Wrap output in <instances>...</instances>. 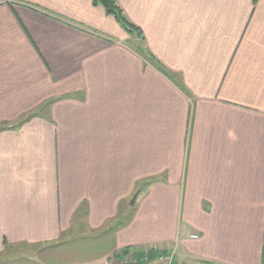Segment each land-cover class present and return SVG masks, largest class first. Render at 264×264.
Returning a JSON list of instances; mask_svg holds the SVG:
<instances>
[{
  "label": "crops",
  "instance_id": "crops-1",
  "mask_svg": "<svg viewBox=\"0 0 264 264\" xmlns=\"http://www.w3.org/2000/svg\"><path fill=\"white\" fill-rule=\"evenodd\" d=\"M116 3L142 50L92 0H0V264L79 230L112 233L83 264H260L264 0Z\"/></svg>",
  "mask_w": 264,
  "mask_h": 264
},
{
  "label": "rangeland",
  "instance_id": "rangeland-1",
  "mask_svg": "<svg viewBox=\"0 0 264 264\" xmlns=\"http://www.w3.org/2000/svg\"><path fill=\"white\" fill-rule=\"evenodd\" d=\"M135 39L136 44L141 47L140 38L137 37ZM111 242V232L106 234L94 232L92 236H88L85 230L71 231L66 236L61 237L58 242L35 246L18 245L5 251L2 256L6 257V263L83 264L106 253L112 246ZM103 264H112V262L105 259ZM152 264H169V261L163 259Z\"/></svg>",
  "mask_w": 264,
  "mask_h": 264
},
{
  "label": "trees",
  "instance_id": "trees-1",
  "mask_svg": "<svg viewBox=\"0 0 264 264\" xmlns=\"http://www.w3.org/2000/svg\"><path fill=\"white\" fill-rule=\"evenodd\" d=\"M93 6L102 7L108 15H111L122 29L133 37H139L142 42V34L138 28L129 23L124 16L122 10L116 3V0H92ZM142 47V46H141ZM139 50L143 48L138 47ZM137 49V50H138ZM121 223H118L119 225ZM168 252L165 250H158L155 248L141 249L125 247L121 250L113 252L108 256L112 264H152L158 260L167 258ZM170 264H176L170 262ZM260 264H264V228H263V245L261 251Z\"/></svg>",
  "mask_w": 264,
  "mask_h": 264
},
{
  "label": "water",
  "instance_id": "water-1",
  "mask_svg": "<svg viewBox=\"0 0 264 264\" xmlns=\"http://www.w3.org/2000/svg\"><path fill=\"white\" fill-rule=\"evenodd\" d=\"M135 199H136V195H134V196L132 197V199H131V201H130V204H133L134 201H135Z\"/></svg>",
  "mask_w": 264,
  "mask_h": 264
},
{
  "label": "built area",
  "instance_id": "built-area-1",
  "mask_svg": "<svg viewBox=\"0 0 264 264\" xmlns=\"http://www.w3.org/2000/svg\"><path fill=\"white\" fill-rule=\"evenodd\" d=\"M192 237H196V236H192ZM166 260H168L169 261V263H170V259L167 257V258H165Z\"/></svg>",
  "mask_w": 264,
  "mask_h": 264
}]
</instances>
